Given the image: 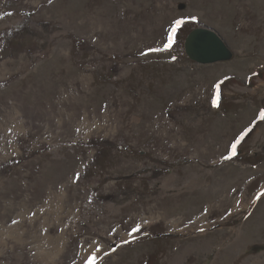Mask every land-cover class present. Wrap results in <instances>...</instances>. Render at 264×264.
<instances>
[{
	"label": "rangeland",
	"instance_id": "1",
	"mask_svg": "<svg viewBox=\"0 0 264 264\" xmlns=\"http://www.w3.org/2000/svg\"><path fill=\"white\" fill-rule=\"evenodd\" d=\"M262 113L264 0H0V264H264Z\"/></svg>",
	"mask_w": 264,
	"mask_h": 264
},
{
	"label": "water",
	"instance_id": "2",
	"mask_svg": "<svg viewBox=\"0 0 264 264\" xmlns=\"http://www.w3.org/2000/svg\"><path fill=\"white\" fill-rule=\"evenodd\" d=\"M185 48L187 55L200 65L226 62L234 55L221 35L215 29L206 27L193 30L185 42Z\"/></svg>",
	"mask_w": 264,
	"mask_h": 264
},
{
	"label": "snow or ice",
	"instance_id": "3",
	"mask_svg": "<svg viewBox=\"0 0 264 264\" xmlns=\"http://www.w3.org/2000/svg\"><path fill=\"white\" fill-rule=\"evenodd\" d=\"M180 23H181L180 21L176 22L177 27L179 26ZM172 31H173V34H175V28ZM214 103H216V101H214ZM261 118L264 119V113L261 114ZM233 154H235V145H233Z\"/></svg>",
	"mask_w": 264,
	"mask_h": 264
},
{
	"label": "bare ground",
	"instance_id": "4",
	"mask_svg": "<svg viewBox=\"0 0 264 264\" xmlns=\"http://www.w3.org/2000/svg\"><path fill=\"white\" fill-rule=\"evenodd\" d=\"M205 217V216H204ZM199 223H195V225H198ZM180 226V225H179ZM182 226V225H181ZM178 227V226H177ZM15 239V238H14ZM59 247V246H58Z\"/></svg>",
	"mask_w": 264,
	"mask_h": 264
}]
</instances>
